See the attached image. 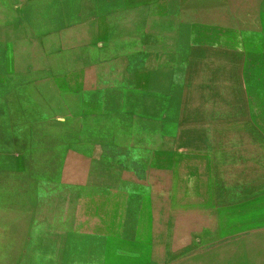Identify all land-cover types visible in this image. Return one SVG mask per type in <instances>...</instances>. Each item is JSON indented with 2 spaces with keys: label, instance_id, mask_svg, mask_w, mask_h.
<instances>
[{
  "label": "rangeland",
  "instance_id": "374dc122",
  "mask_svg": "<svg viewBox=\"0 0 264 264\" xmlns=\"http://www.w3.org/2000/svg\"><path fill=\"white\" fill-rule=\"evenodd\" d=\"M188 5L171 39L125 42L158 53L139 88L69 42L0 36V264H264L239 217L264 186V0L205 24Z\"/></svg>",
  "mask_w": 264,
  "mask_h": 264
},
{
  "label": "crops",
  "instance_id": "0c3cea01",
  "mask_svg": "<svg viewBox=\"0 0 264 264\" xmlns=\"http://www.w3.org/2000/svg\"><path fill=\"white\" fill-rule=\"evenodd\" d=\"M189 2L190 0H0V36L9 38L10 26L16 25L28 41L58 39L69 42L76 48L71 51L78 52L81 57L85 56L92 67L98 66L109 72L116 69L118 75L135 72L128 82L126 77L121 76V82L129 83L126 85L128 87L133 85V88H139L141 86L136 83L140 81L156 83V73L161 69L157 62L158 53L132 49L125 46V42L171 39L179 10L188 11ZM198 2L202 3L201 17L204 24L208 22L207 9L232 11L237 8L236 0ZM185 4L187 6H183ZM229 14L227 12L225 17ZM219 18L222 19L223 16L220 14ZM159 25L160 28H165V32H158ZM210 44L211 42H205L206 50ZM148 73L149 81L146 76L141 80L140 74ZM250 177L254 185L259 184L260 177L264 184V162L253 164ZM250 190L251 185L247 190L246 205L239 209L241 224L247 229L245 234L264 231V186L253 189L260 198ZM229 209L232 214L230 206ZM254 228L259 229L252 230ZM149 263L157 264V261L150 257ZM107 264L138 263L131 260Z\"/></svg>",
  "mask_w": 264,
  "mask_h": 264
}]
</instances>
